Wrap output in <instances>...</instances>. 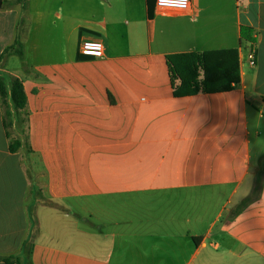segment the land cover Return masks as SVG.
I'll use <instances>...</instances> for the list:
<instances>
[{
    "label": "crops",
    "instance_id": "crops-1",
    "mask_svg": "<svg viewBox=\"0 0 264 264\" xmlns=\"http://www.w3.org/2000/svg\"><path fill=\"white\" fill-rule=\"evenodd\" d=\"M154 5L1 0L0 70L22 81L29 119L21 131L11 106L21 139L11 152L0 103V264L30 244L26 208L42 188L60 200L118 197L83 208L80 246L109 254L80 252L78 264H264V160H252L264 122V0H192L184 26L155 24ZM84 31L102 36V56L79 52ZM230 48L239 85L174 95L166 55Z\"/></svg>",
    "mask_w": 264,
    "mask_h": 264
},
{
    "label": "trees",
    "instance_id": "trees-1",
    "mask_svg": "<svg viewBox=\"0 0 264 264\" xmlns=\"http://www.w3.org/2000/svg\"><path fill=\"white\" fill-rule=\"evenodd\" d=\"M21 1L14 0L15 3ZM240 35L245 40L256 42L254 31L249 27L241 26ZM18 55L20 58L23 56L21 44L18 47ZM76 58L79 59L80 56ZM84 58L90 59L91 57L84 55ZM166 62L174 95L229 91L240 83L238 52L234 48L168 54ZM0 103L8 148L11 152L18 151L21 139L12 130V110L21 131L27 130L29 119L27 95L18 77L0 72ZM25 245L21 248L20 255L14 258L4 257L2 260L6 264H24Z\"/></svg>",
    "mask_w": 264,
    "mask_h": 264
},
{
    "label": "rangeland",
    "instance_id": "rangeland-1",
    "mask_svg": "<svg viewBox=\"0 0 264 264\" xmlns=\"http://www.w3.org/2000/svg\"><path fill=\"white\" fill-rule=\"evenodd\" d=\"M1 10L6 11L8 9L3 6ZM28 13L29 11L25 15H28ZM260 127L262 137L260 141H254L252 145V160L255 168H259L264 160V122L260 124ZM33 161H35V164L39 162V160H31V162ZM36 190L39 191V188L37 187ZM38 195H42V197L38 196L37 199L33 200V204L29 206V209L26 208L34 221L30 220L28 222L31 224L30 237H32V240L30 244L24 246L26 254L23 256V262L25 264H78L79 258L77 255L80 252L88 253L91 259L92 256H95V253L109 254V251L100 250L93 245L96 243L94 241H91L92 244L88 245L91 248L80 246L81 233L75 230V225L82 224V218L86 215L84 207H95L100 202L110 205L115 203L118 197L100 199L97 196H69L60 200L50 197L46 188H42ZM29 199L28 195L26 202ZM91 221L97 223L98 220L93 215ZM110 240L109 237L100 241L109 245ZM114 240L120 242V240ZM29 249L30 252H28Z\"/></svg>",
    "mask_w": 264,
    "mask_h": 264
},
{
    "label": "built area",
    "instance_id": "built-area-1",
    "mask_svg": "<svg viewBox=\"0 0 264 264\" xmlns=\"http://www.w3.org/2000/svg\"><path fill=\"white\" fill-rule=\"evenodd\" d=\"M192 0H155L152 19L155 24L184 26L188 23ZM79 52L89 57H100L104 53V42L100 34L84 31L80 35ZM249 64L255 65L254 49L248 54ZM1 72V70H0Z\"/></svg>",
    "mask_w": 264,
    "mask_h": 264
},
{
    "label": "water",
    "instance_id": "water-1",
    "mask_svg": "<svg viewBox=\"0 0 264 264\" xmlns=\"http://www.w3.org/2000/svg\"><path fill=\"white\" fill-rule=\"evenodd\" d=\"M0 2H1V0H0Z\"/></svg>",
    "mask_w": 264,
    "mask_h": 264
}]
</instances>
